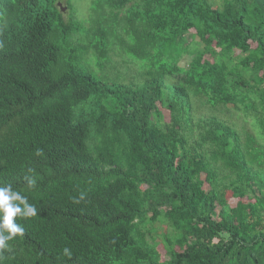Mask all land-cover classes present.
Here are the masks:
<instances>
[{
  "label": "trees",
  "instance_id": "trees-1",
  "mask_svg": "<svg viewBox=\"0 0 264 264\" xmlns=\"http://www.w3.org/2000/svg\"><path fill=\"white\" fill-rule=\"evenodd\" d=\"M66 1L0 0V184L38 209L0 264H264V0Z\"/></svg>",
  "mask_w": 264,
  "mask_h": 264
},
{
  "label": "clouds",
  "instance_id": "clouds-1",
  "mask_svg": "<svg viewBox=\"0 0 264 264\" xmlns=\"http://www.w3.org/2000/svg\"><path fill=\"white\" fill-rule=\"evenodd\" d=\"M36 154L42 155V150H37ZM34 171V169L29 168V175L25 177L26 187L29 190L36 186ZM81 199H83V195ZM37 214L36 205L29 203L26 195L15 190L11 184H0V249L7 248L9 241L24 234L25 228L17 222V217L32 218L36 217ZM63 254L69 259L73 256L69 247H64Z\"/></svg>",
  "mask_w": 264,
  "mask_h": 264
},
{
  "label": "rangeland",
  "instance_id": "rangeland-1",
  "mask_svg": "<svg viewBox=\"0 0 264 264\" xmlns=\"http://www.w3.org/2000/svg\"><path fill=\"white\" fill-rule=\"evenodd\" d=\"M95 0H67L64 4V9H68L67 20L68 21H86L90 15L91 8L93 7V3ZM89 64V63H88ZM92 74L99 79L100 81H109V82H117L119 80H126L127 75L123 73H116L110 70V67L106 68L101 67V60H95L92 62L91 67ZM231 109L230 112L222 113V111L217 112L219 117H222L228 120L231 124H233L237 129L243 130L249 128L250 124L246 123L243 118L240 116V113L234 111L232 105L229 106ZM205 110V108H202ZM166 119H169V112L165 110ZM247 201V200H246ZM232 205L237 203V200L232 199ZM159 249L165 252V248L162 242L159 244Z\"/></svg>",
  "mask_w": 264,
  "mask_h": 264
},
{
  "label": "water",
  "instance_id": "water-1",
  "mask_svg": "<svg viewBox=\"0 0 264 264\" xmlns=\"http://www.w3.org/2000/svg\"><path fill=\"white\" fill-rule=\"evenodd\" d=\"M65 10V9H64Z\"/></svg>",
  "mask_w": 264,
  "mask_h": 264
}]
</instances>
